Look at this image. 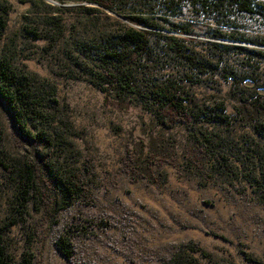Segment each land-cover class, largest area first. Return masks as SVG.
Here are the masks:
<instances>
[{
  "label": "rangeland",
  "instance_id": "1",
  "mask_svg": "<svg viewBox=\"0 0 264 264\" xmlns=\"http://www.w3.org/2000/svg\"><path fill=\"white\" fill-rule=\"evenodd\" d=\"M180 5L171 20L192 26L198 49L214 40L208 28L264 40L261 15L241 13L232 27L198 13L188 0ZM4 11L9 22L0 52L56 89L57 121L75 132L69 148L40 147L15 130L0 97V251L7 264H169L184 247L201 264H264V118L254 129L236 117L219 79L192 92L203 107L224 102L234 116L230 128L168 129L73 71L68 41L94 24L131 25L126 16L137 12L133 7L120 12L70 0H0ZM50 18H61L60 32ZM166 66L164 74L174 71ZM204 131L223 140L212 148L196 143L192 134ZM149 134L160 135L163 157L152 161L153 176L143 178L133 158Z\"/></svg>",
  "mask_w": 264,
  "mask_h": 264
},
{
  "label": "trees",
  "instance_id": "2",
  "mask_svg": "<svg viewBox=\"0 0 264 264\" xmlns=\"http://www.w3.org/2000/svg\"><path fill=\"white\" fill-rule=\"evenodd\" d=\"M70 1L92 3L120 12L132 7L137 11L126 16L131 25L120 22L94 24L80 38L68 41V45L71 44L67 49L70 68L101 92L122 103L137 105L151 122L164 128L191 127L198 123L230 128L234 116L227 113L224 102L203 107L192 92L195 86L217 83L220 79L227 86L226 95L234 103L236 117L254 129L262 122L264 49L243 43L264 47V40H253L244 35L233 38L218 28H208L209 36L214 40L203 42L206 48L198 49L196 40L190 38L192 26L171 20V16L182 11L180 2L184 0H153L155 3L151 5H146L149 0ZM188 1L198 13L215 15L218 22L223 19L232 27H236L232 18L241 13L264 18V0ZM138 5L149 9L139 12L135 8ZM158 7L166 14L158 12ZM50 20L56 21L55 26L60 32L61 18ZM8 22V11L0 13V38ZM230 39L242 45L220 42ZM232 56L238 57L236 64L230 61ZM166 65L174 71L164 74ZM0 97L9 108L13 127L22 137L40 147L55 142L70 147V138L75 132L70 124L57 121V110L53 106L56 89L25 66L17 68L5 52H0ZM159 136L149 134L147 145H143L133 158L138 162L136 169L143 178L153 176L152 161L163 157L158 145ZM192 137L196 143L206 142L211 148L215 139L223 140L207 131L199 135L195 132ZM70 184L76 191L83 189L76 182ZM189 251L187 247L180 249L169 264H201ZM0 264H7L1 251Z\"/></svg>",
  "mask_w": 264,
  "mask_h": 264
}]
</instances>
